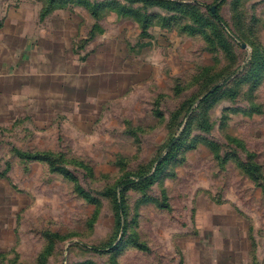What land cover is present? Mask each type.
<instances>
[{
	"label": "rangeland",
	"instance_id": "374dc122",
	"mask_svg": "<svg viewBox=\"0 0 264 264\" xmlns=\"http://www.w3.org/2000/svg\"><path fill=\"white\" fill-rule=\"evenodd\" d=\"M159 1L0 0V264H264V0Z\"/></svg>",
	"mask_w": 264,
	"mask_h": 264
},
{
	"label": "trees",
	"instance_id": "16d2710c",
	"mask_svg": "<svg viewBox=\"0 0 264 264\" xmlns=\"http://www.w3.org/2000/svg\"><path fill=\"white\" fill-rule=\"evenodd\" d=\"M147 1H149V2H153V3H160V1L159 0H147ZM224 1V0H223ZM218 7L216 8V12H213V10H212V8H211V12L215 15V17L220 21V23L222 24V25H224V27H228V23L224 20V19H222V17L221 16H219L218 15ZM118 206H119V210H121V207H122V205H121V202L119 201V203H118ZM121 212V211H120ZM118 226L119 227H121V217H120V214L118 213Z\"/></svg>",
	"mask_w": 264,
	"mask_h": 264
},
{
	"label": "water",
	"instance_id": "95a60500",
	"mask_svg": "<svg viewBox=\"0 0 264 264\" xmlns=\"http://www.w3.org/2000/svg\"><path fill=\"white\" fill-rule=\"evenodd\" d=\"M216 8H217V5H213L212 6V10L213 12H216ZM218 85H216L211 91L215 90V88H217Z\"/></svg>",
	"mask_w": 264,
	"mask_h": 264
}]
</instances>
